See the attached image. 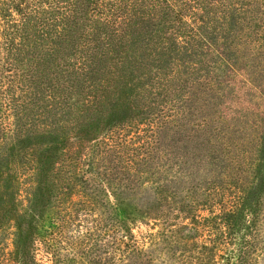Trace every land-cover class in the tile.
Returning a JSON list of instances; mask_svg holds the SVG:
<instances>
[{
  "label": "trees",
  "instance_id": "obj_1",
  "mask_svg": "<svg viewBox=\"0 0 264 264\" xmlns=\"http://www.w3.org/2000/svg\"><path fill=\"white\" fill-rule=\"evenodd\" d=\"M226 32L263 49L264 0H0V179L29 177L32 133L52 131L67 191L102 181L100 169L139 176L143 156L126 146L151 145L156 128L182 113L188 89L218 63L234 66L238 57L223 52L232 42L215 40ZM33 159L29 169L42 170ZM248 201L239 194L220 213V248H211L222 253L207 264H258ZM109 219L115 255L152 264L159 244H172L161 231L138 237L116 207ZM43 230L32 223L18 236L32 243Z\"/></svg>",
  "mask_w": 264,
  "mask_h": 264
},
{
  "label": "rangeland",
  "instance_id": "obj_2",
  "mask_svg": "<svg viewBox=\"0 0 264 264\" xmlns=\"http://www.w3.org/2000/svg\"><path fill=\"white\" fill-rule=\"evenodd\" d=\"M215 38L219 47L225 38L232 42L223 52L237 56L236 63H218L188 89L182 113L156 128L151 145L129 142L126 149L143 156L139 176L100 169L102 181L67 191L62 156L51 153L58 151L49 143L59 132L32 133L35 149L24 159L29 177L19 183L11 174L0 179V264H145L144 258L112 252L113 207L138 237L161 231L162 239L172 238L170 248L160 240L152 264H207L222 253L211 248L220 236L213 226L242 193L257 212L254 243L258 264H264V48L247 44L249 34ZM32 158L44 168L29 169ZM71 198L75 203H68ZM32 223L44 230L30 243L18 234Z\"/></svg>",
  "mask_w": 264,
  "mask_h": 264
}]
</instances>
